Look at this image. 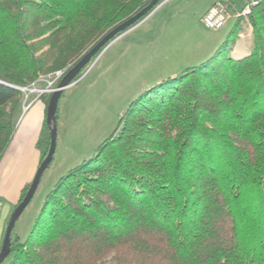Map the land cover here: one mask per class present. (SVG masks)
I'll list each match as a JSON object with an SVG mask.
<instances>
[{"label": "trees", "instance_id": "16d2710c", "mask_svg": "<svg viewBox=\"0 0 264 264\" xmlns=\"http://www.w3.org/2000/svg\"><path fill=\"white\" fill-rule=\"evenodd\" d=\"M150 1L0 0V158L20 88L61 71L56 87ZM252 2L249 50L228 48L234 26L204 60L133 98L94 154L54 183L27 236L11 233L0 264H264V0ZM36 145L41 161L45 121Z\"/></svg>", "mask_w": 264, "mask_h": 264}, {"label": "rangeland", "instance_id": "374dc122", "mask_svg": "<svg viewBox=\"0 0 264 264\" xmlns=\"http://www.w3.org/2000/svg\"><path fill=\"white\" fill-rule=\"evenodd\" d=\"M208 3L209 0H163L149 17L146 16L147 19L122 32L102 48L83 74L64 89L58 100L52 161L44 170L30 202L16 220L12 237L17 235L23 240L27 236L41 212L45 195L54 183L94 154L97 145L116 128L120 115L133 98L162 78L182 71L188 65L184 64V59L200 49L202 43H209V38L217 34L225 36L235 26L228 43V48L235 49L241 39L249 36L247 15H238L247 0H234L230 9L227 3L224 4L229 15L226 20H229L218 31L206 28L199 20V11ZM230 15L235 17L230 18ZM54 80L56 78H48L47 75L28 88H54L51 84ZM46 94L49 96L48 92ZM34 95L38 96L37 91L29 92L26 99L24 94L23 100L28 103ZM39 103L43 104L46 113L48 102L39 99ZM35 107L30 109L24 120ZM24 114L25 111L20 115L16 128L24 122ZM12 153L11 137L0 158L2 181L10 194L16 175L23 173L19 172L23 161L28 159L27 155L12 157ZM38 153L39 164L42 154L39 150ZM2 240L3 236L1 243ZM99 264H110V259Z\"/></svg>", "mask_w": 264, "mask_h": 264}, {"label": "crops", "instance_id": "0c3cea01", "mask_svg": "<svg viewBox=\"0 0 264 264\" xmlns=\"http://www.w3.org/2000/svg\"><path fill=\"white\" fill-rule=\"evenodd\" d=\"M216 1H219V0H209V3L203 9H201V11H199V15H198L199 20L201 16ZM221 2L225 4L222 0ZM233 16L234 15H230V18H233ZM228 20H226V22ZM220 29L212 30V31H218ZM249 37H250V29H249V36L246 39H243V40L241 39V41H239V43L237 44L236 48L232 50V53L233 54H245L249 50V43H250ZM223 39H224V34H217L214 37L209 38V43L207 42L202 43L200 49L195 51L193 54L191 53L189 56H187L186 59H184V64L185 65L188 64L185 67L192 66L204 60L217 48V46L223 41ZM39 99L40 98L38 96L34 95L31 100L33 102L30 101L27 103L23 101L19 117L23 113V111H25V114L22 117L23 118L22 121L24 122H20L17 128L15 126L16 130L14 129V132L12 134V152H13L12 157H15V155L17 156L27 155L28 159H26L25 162L23 161V167H20L19 172H23V173L20 176L19 174L16 175L17 179H15L16 181H14L12 184L11 194H10V191L5 189L4 185L6 184L2 181L3 175L1 174L2 170L0 166V199H1L0 246H1V238L2 236L4 237V232H5V228L9 220V217L13 209L15 208L16 204L20 200L23 188L33 178L35 171L37 169V166H38V160H39L38 150L40 151V149L37 147L36 142H37L40 130L43 126V122L45 120V107L43 106V104L39 103ZM34 105H36L35 110H33L32 113H30L27 116V118L24 120V117H26L27 113L30 111V109ZM19 117H18V120H19ZM18 120L16 122V125L18 123ZM3 199H5V201Z\"/></svg>", "mask_w": 264, "mask_h": 264}, {"label": "water", "instance_id": "95a60500", "mask_svg": "<svg viewBox=\"0 0 264 264\" xmlns=\"http://www.w3.org/2000/svg\"><path fill=\"white\" fill-rule=\"evenodd\" d=\"M159 1L160 0H151L146 6L140 9L138 12H136L126 20L116 25L110 31H108L86 54L83 55V57L78 62H76L66 72V74L63 75V77L57 83L56 87L54 88L47 87L48 89H51L50 91H48L51 94L48 100L46 113H45V123L49 129L48 150L44 158L38 164L35 174L25 194L23 195L22 199L16 204L15 208L13 209L9 217V220L5 228L4 237L0 246V263L7 257V255L10 252L11 233L14 228L16 220L18 219L24 208L27 206V204L30 202L31 198L33 197L36 191V188L39 184V181L41 179L44 170L49 166V164L52 161L55 150V144H56V123H57L56 112H57L58 100L61 96L62 91L77 80V79L74 80V77L89 62V60L92 58L95 52H97L103 45L106 46L110 41L116 38L118 36L117 34L120 35L122 32L128 30L133 25L146 18V16H148L162 2ZM252 1H254L255 3L257 0H252ZM142 16L144 17L140 19ZM55 76L56 73H52L48 75V78H54ZM122 127L123 126L120 125V127L117 129V133H119L122 130Z\"/></svg>", "mask_w": 264, "mask_h": 264}, {"label": "built area", "instance_id": "2783aa9c", "mask_svg": "<svg viewBox=\"0 0 264 264\" xmlns=\"http://www.w3.org/2000/svg\"><path fill=\"white\" fill-rule=\"evenodd\" d=\"M252 3H254V1ZM249 10H250V4L248 3V4L245 5V7L242 9V11L238 15H248ZM226 12L227 11H226L225 5L222 2H220V1H216L201 16L200 21L208 29H211V30L220 29V28H222L224 26V24L226 22V19H227V16H229ZM55 73H56V76L54 78H56V79L62 74L61 71H58V72H55ZM20 89L24 92L25 99H26V97H28V93L29 92L37 91L38 96H39L40 94H42L44 92H48V91L51 90V89H48V88L47 89H34V88L30 89L28 87H23V88H20ZM0 205H1V199H0Z\"/></svg>", "mask_w": 264, "mask_h": 264}]
</instances>
